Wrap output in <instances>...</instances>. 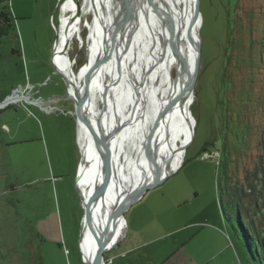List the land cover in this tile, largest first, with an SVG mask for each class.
I'll return each instance as SVG.
<instances>
[{"label":"rangeland","instance_id":"obj_1","mask_svg":"<svg viewBox=\"0 0 264 264\" xmlns=\"http://www.w3.org/2000/svg\"><path fill=\"white\" fill-rule=\"evenodd\" d=\"M240 1L199 0L194 133L179 167L130 206L127 234L106 253V264H249L230 241L231 236L240 243L223 215L221 200L228 196L218 186L215 152L227 31ZM8 2L16 31L0 43V263L39 264V255L40 264H85L79 243L87 215L76 185L81 148L75 101L53 63L65 0ZM95 11L86 14L80 36L70 41L75 72L87 63ZM207 142L214 146L202 155Z\"/></svg>","mask_w":264,"mask_h":264},{"label":"bare ground","instance_id":"obj_2","mask_svg":"<svg viewBox=\"0 0 264 264\" xmlns=\"http://www.w3.org/2000/svg\"><path fill=\"white\" fill-rule=\"evenodd\" d=\"M81 5L76 7V2ZM127 0H65L57 26L53 63L67 81V88L75 104L76 86L81 82L105 47V30L113 28L115 15L120 13ZM159 11L148 10V20L141 18V25L130 41L129 51L124 52L128 36L117 33L115 45L109 33L110 54L93 74L88 87L85 108L93 124L102 110L103 90L108 83L112 91L107 94V112L103 116L108 127L122 123V131L112 138L115 174L108 193L94 211V227L106 224L111 204L126 199L132 187L149 181L160 164L161 174L172 173L182 163L184 147L194 129L195 119L191 111L192 92L170 108L169 104L184 90L186 76H191L195 66L196 33L190 32L192 0H154ZM95 8V26H90V45L87 63L75 72L68 55L70 41L80 36L83 20ZM200 30L202 16L198 15ZM128 31V28L125 29ZM125 32V31H124ZM123 35V36H122ZM174 36H179L175 53ZM198 41V40H197ZM199 42V41H198ZM121 69H118V58ZM185 73H183L184 71ZM110 71L112 72L109 79ZM186 75V76H185ZM115 80H118L115 82ZM78 141L84 156L80 166L78 184L88 199L95 180L100 174V156L93 136L86 128L78 109ZM165 122L167 123L165 125ZM87 216L81 239L83 258L88 259L97 247V236ZM126 220L118 226L120 237L125 236Z\"/></svg>","mask_w":264,"mask_h":264},{"label":"trees","instance_id":"obj_3","mask_svg":"<svg viewBox=\"0 0 264 264\" xmlns=\"http://www.w3.org/2000/svg\"><path fill=\"white\" fill-rule=\"evenodd\" d=\"M8 1L0 0V43L16 31ZM239 8L225 47L218 186L228 196L221 200L224 218L248 263L264 264V0H241Z\"/></svg>","mask_w":264,"mask_h":264},{"label":"water","instance_id":"obj_4","mask_svg":"<svg viewBox=\"0 0 264 264\" xmlns=\"http://www.w3.org/2000/svg\"><path fill=\"white\" fill-rule=\"evenodd\" d=\"M192 11H191V18L189 29L191 34L194 36L193 33H196V36L198 37L195 40V66L194 70L191 76H186V85L184 87V90L179 94V96L174 99L172 103L169 104L168 108L166 109L164 113L165 118L164 121L167 122L168 120V112L170 111V108H172L174 105L177 104V102L184 98L188 92H192L193 89L196 86L199 69H200V30H198L197 23L198 21V15L200 14L199 10V0H192ZM79 3V2H78ZM152 9L155 11H159L158 7L156 6L154 0H127L123 3L122 8L120 9V13L115 15L114 22H113V28L109 27L105 30V47L104 50L97 55V58L95 59L94 63L91 65L90 69L85 74L81 85L83 88H85V91H82V88L76 86L75 90V99L76 104L75 108L79 110L80 115L83 119V122L88 129V131L91 133V135L94 138L95 144L98 148L97 151H99L100 156V174L99 177L95 180L94 186L92 188V191L90 193V196L88 199H85L84 195L81 193V188L78 184V177L80 174V166L82 161L84 160V156L81 152V159H80V165L77 171V177H76V185H77V191H79L84 207V213L85 216L87 215L90 218V221L94 227V211L97 205L103 201L108 193L109 187L111 185L112 178L115 174V165H114V148L112 146V138L116 135H118L122 129L124 128V125H122L123 122L120 124L116 122L114 126L111 128H107V122L105 123L103 120L104 114H106L107 110V94L110 89L109 83L107 88L103 90V98H102V110L99 114V116L95 119V124L92 122V118L88 114L85 108V100L88 95V87L90 85V81L92 80L93 74L101 67L103 62L106 60L107 56L111 53L110 46H109V33L112 37V43L115 45L116 43V36L118 32H121V34L126 33L128 36V42L126 41V45L124 47V52L129 51V43L132 40L133 36L136 33V30L140 27V21L141 18H144L148 20L149 14L148 10ZM128 28V31L125 29ZM125 31V32H124ZM123 36V35H122ZM175 40V53H177V44L179 41V36H174ZM199 42H198V41ZM112 49V48H111ZM118 69L120 71L121 69V60L120 57L118 58ZM184 71V70H183ZM185 73V71L183 72ZM63 77V76H62ZM65 82L67 83L66 79L63 77ZM118 80H115V82ZM68 91V88H67ZM165 122V125L167 124ZM194 133V129H193ZM189 144V143H188ZM187 144V145H188ZM187 145L184 147V153ZM81 150V149H80ZM161 168L162 166L159 164L156 169L152 173V177L149 181H146L140 185H137L135 187L131 188V191L129 190V194L126 196L127 198L123 200V197H121L118 201V203L111 204L110 212L106 219V224L104 227L99 228L98 226L94 227L96 236H97V247L95 251L88 255V259L83 258L85 264H106L105 255L107 252L116 249L117 246L120 245L121 240L125 237H120L118 234V226L122 220H126V212L130 209V206L134 204L136 201H138L143 194L150 188L157 183H161L163 180H165L171 173H167L165 175L161 174ZM127 225V221H126ZM127 234V230L125 235ZM230 241L235 247V252L239 254L242 250L239 245L235 243L234 240H232L230 236ZM80 249H81V242L79 243ZM240 247V248H239ZM82 252V250H81ZM243 253V252H242Z\"/></svg>","mask_w":264,"mask_h":264},{"label":"crops","instance_id":"obj_5","mask_svg":"<svg viewBox=\"0 0 264 264\" xmlns=\"http://www.w3.org/2000/svg\"><path fill=\"white\" fill-rule=\"evenodd\" d=\"M81 241V240H80ZM126 253V251L125 252H123V255ZM126 255V254H125ZM112 259V258H111ZM172 264H176L175 262H172Z\"/></svg>","mask_w":264,"mask_h":264},{"label":"built area","instance_id":"obj_6","mask_svg":"<svg viewBox=\"0 0 264 264\" xmlns=\"http://www.w3.org/2000/svg\"><path fill=\"white\" fill-rule=\"evenodd\" d=\"M206 155V154H205Z\"/></svg>","mask_w":264,"mask_h":264},{"label":"flooded vegetation","instance_id":"obj_7","mask_svg":"<svg viewBox=\"0 0 264 264\" xmlns=\"http://www.w3.org/2000/svg\"><path fill=\"white\" fill-rule=\"evenodd\" d=\"M109 258V257H108Z\"/></svg>","mask_w":264,"mask_h":264}]
</instances>
